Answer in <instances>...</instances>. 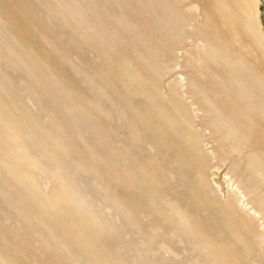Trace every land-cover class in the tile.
Here are the masks:
<instances>
[{
  "label": "rangeland",
  "instance_id": "374dc122",
  "mask_svg": "<svg viewBox=\"0 0 264 264\" xmlns=\"http://www.w3.org/2000/svg\"><path fill=\"white\" fill-rule=\"evenodd\" d=\"M209 1L0 0V121L21 133L25 126L29 137L21 143L28 157L12 162L0 124L5 264H224L227 257L264 264V187L256 162L247 163L256 150L264 168V134L238 130L231 119L239 92L264 131V51L250 9L238 11L237 0L228 1L238 33L232 41L221 36L236 55L208 45L213 31L226 34ZM48 139L60 144L53 155L67 170L82 165L79 192L69 199L87 192L85 204L98 214L81 246L69 240L76 228L64 212L68 200L60 213L39 205L54 197L59 178L44 155ZM29 160L37 168L25 169L21 181H38L37 204L2 171ZM136 165L159 175L160 193ZM133 166L128 187L123 170L134 173ZM169 204L190 212L193 232L178 238ZM201 230L206 235L196 237Z\"/></svg>",
  "mask_w": 264,
  "mask_h": 264
},
{
  "label": "bare ground",
  "instance_id": "6f19581e",
  "mask_svg": "<svg viewBox=\"0 0 264 264\" xmlns=\"http://www.w3.org/2000/svg\"><path fill=\"white\" fill-rule=\"evenodd\" d=\"M230 1V0H229ZM229 1L228 0H210L209 1V8L211 9L210 11H209V13L210 14H213V16L215 17V18H213V19H215L214 20V23L215 22H217V24L218 25H220L222 28H224L225 29V33L226 34H224V33H221V31H220V29H217L218 31H213V33H212V35H211V37H209V41L207 42L208 43V45H211V46H213V47H215V48H217V49H219V51H222L223 53H225V55H227V56H232V55H236V54H234V49H231V47L229 48V44H228V42L226 41V42H224V43H222V39H221V36H225V37H229V39H231L232 38V35H231V33H233L234 32V29L237 31V29L235 28L236 27V25H234V13H235V10H234V8H233V5H232V2L231 3H229ZM242 4V5H241ZM237 7H238V11L239 10H242V12H243V14H246V11L247 10H244V9H250L249 10V12H250V16H251V19H252V22H253V24H254V26H255V29H256V35H257V38H258V40H259V42H260V45H261V49L264 51V33H263V26H262V23H261V18H260V7H261V2H260V0H237ZM241 5V9H239V6ZM194 8H196V6L195 5H189L186 9L188 10V9H194ZM237 9V8H236ZM189 11V10H188ZM234 12V13H233ZM242 15V14H241ZM246 15H248V13L246 14ZM206 16H207V14H206ZM208 17V16H207ZM242 17V16H241ZM243 17H244V15H243ZM236 21H237V19H236ZM203 23V22H202ZM249 23V22H248ZM243 24V23H242ZM214 26H215V24H214ZM237 33H238V31H237ZM234 34V33H233ZM238 36V35H237ZM239 37V36H238ZM237 37V38H238ZM241 37V36H240ZM233 39V38H232ZM232 39H231V41H232ZM241 39V38H240ZM240 39H239V41H240ZM227 40H228V38H227ZM238 40V39H237ZM240 43V42H239ZM231 44V43H230ZM236 44V43H235ZM223 45V46H222ZM237 46H238V44H236ZM235 45V46H236ZM242 45H243V43H242ZM252 45V44H251ZM240 47H241V43H240ZM201 48H203V47H201ZM242 49V48H241ZM244 49V48H243ZM209 50V49H208ZM244 51V50H243ZM247 53V52H246ZM216 56H217V54H216ZM214 57V56H213ZM263 58V57H262ZM197 59H199V58H197ZM206 60V59H205ZM259 60V59H258ZM217 61V60H216ZM226 62H228V61H226ZM201 63V62H200ZM257 64V63H256ZM262 64V63H261ZM226 65H229V63L228 64H226ZM255 65V64H254ZM248 68V67H247ZM204 69V68H203ZM246 71V70H245ZM252 75V74H251ZM257 77V76H256ZM258 78V77H257ZM257 78H256V80H257ZM218 80V79H217ZM255 80V81H256ZM249 81H251V80H249ZM253 81V80H252ZM260 81V80H259ZM226 82V81H225ZM249 83V82H248ZM252 85V84H251ZM259 85V84H258ZM263 85V84H262ZM231 87V86H230ZM239 87V86H238ZM237 87V88H238ZM258 87V86H257ZM233 88V87H232ZM240 88V87H239ZM238 88V89H239ZM241 88H243V87H241ZM241 90V89H240ZM247 90V89H246ZM129 92V91H128ZM243 92V91H242ZM246 95H241L239 92H238V96L236 97V98H234L235 99V102L234 101H232V102H234L237 106H236V110H233V111H231L232 112V114H231V119L233 120V122H234V124H236V126H237V128H238V130H243L244 129V127L246 126V130L248 129V131H250V133H252V130H258L259 129V131L257 132V134H258V136H260L261 134H264V131L263 130H261V125L259 124V121L261 122V119H260V116H257L256 117V115H255V110H254V112L252 113L251 111V108H252V106L254 105H252L251 103H250V99L247 97H245ZM131 97V96H130ZM254 97V96H253ZM132 98H133V96H132ZM257 98V97H256ZM126 99V98H125ZM247 99H249V100H247ZM252 100V99H251ZM256 101H258L257 99H255ZM126 101V100H125ZM256 101H255V103H256ZM258 103H259V101H258ZM261 106V105H260ZM258 107V106H257ZM128 108V110H129V108H130V106L129 107H127ZM261 108V107H260ZM126 109V108H125ZM134 109V108H133ZM133 109L131 108V110H132V112H133ZM158 109V108H157ZM145 110V109H144ZM148 111V110H147ZM158 111H159V109H158ZM257 111V110H256ZM259 111V110H258ZM70 112V111H69ZM128 112V111H127ZM7 113V112H6ZM6 113H5V115H6ZM68 113V112H67ZM8 114V113H7ZM259 114V113H258ZM255 115V116H254ZM264 114H262V116H263ZM126 116V115H125ZM145 116V115H144ZM141 116L140 117V120H141V122L143 121L144 122V120L145 121H147V117L145 116ZM127 118H129V117H127ZM262 118V117H261ZM133 119V118H132ZM0 120H1V118H0ZM131 121V120H130ZM159 121L161 122L160 124H162L163 122H162V117H161V119L159 118ZM262 121H264V116H263V119H262ZM128 123H129V121H128ZM153 123V122H152ZM166 123V122H165ZM0 124H1V126H2V128H3V130H4V134H5V140H7V141H9V144H10V149L8 150V152L7 153H9V156H8V158L10 159V161H12V162H16L17 160L19 161V159H20V157L22 156V158L23 157H28V155H26L27 153H26V148H25V146L24 145H22L21 143H24V141H26V139H28L29 137H27L28 136V134H26V127L25 126H23L25 129H23V132L21 133V130L20 129H18V128H16V127H12V126H10V125H8V124H4V125H2V123H1V121H0ZM160 124H159V122H158V127L160 128ZM256 124V125H255ZM132 125V124H131ZM167 125H168V122H167ZM253 125H255V127L253 126ZM260 125V126H259ZM263 125V124H262ZM16 126V125H15ZM126 126H128V125H126ZM134 126V125H133ZM22 127V128H23ZM257 127H258V129H257ZM129 128V127H128ZM134 128V130H135V127H133ZM140 128V127H139ZM126 129H127V127H126ZM160 129H162V128H160ZM128 130L129 129H127V133L129 134V132H130V130H129V132H128ZM134 130H132V134H135V131ZM133 131H134V133H133ZM142 131V130H141ZM161 132H162V130H160ZM231 131H234V130H232L231 129ZM137 133H138V131H136ZM141 133V132H140ZM231 133V132H230ZM162 134V133H161ZM163 134H165L164 132H163ZM138 135V134H137ZM142 135V134H141ZM153 135V134H152ZM236 135V134H235ZM29 136H30V134H29ZM134 136H136V135H133L132 137H134ZM258 136H256V138H258ZM129 137H130V135H129ZM129 137L127 138V139H129ZM132 137H131V140H133L132 139ZM135 138V137H134ZM142 138V137H141ZM136 139H137V137H136ZM49 140V149L46 147V145H43L42 147L44 148V155H46L47 157H50L51 159V162H53V165H54V170H53V175L54 176H56V178L59 176V178H58V180H57V191L55 192V195H54V197H52V199H51V201L50 202H44V204H39L40 206H47L48 207V209L51 211V212H53L54 210H55V212H57L58 210V213H60L62 210H64L63 209V207H64V201L65 200H68L69 201V207H68V209L67 210H64V212L69 216V220H68V223H69V225L70 226H74L75 228H76V236H74V234L73 233H70V235H69V240L70 241H72V242H74L77 246H79L81 243H84L85 242V239H84V236L83 235H85V231H89L88 230V228L87 227H89L88 225H92V224H94V222H95V220L94 219H96L97 218V216H98V214L95 212V210H94V208H92V207H88V205L87 204H85V198H86V194H87V192L86 193H82V194H80L79 195V198H77V196H76V198H74V200H70L69 198L70 197H72V196H75V195H77V193L79 192V187H78V185L80 184V183H82V178H80L79 176H78V174H80V175H82V174H84V172L81 174V172L83 171V169H82V165L79 167V165H77L74 169H71V170H67V168L65 167V166H63L62 164L63 163H59V161H58V159L56 158V155H53L54 153L53 152H58L59 153V149H60V144H56V143H53V141L52 140H50V139H48ZM129 141V140H128ZM145 141V140H144ZM143 140H142V142H144ZM134 142V141H133ZM135 142H136V140H135ZM138 144H139V142H137ZM161 144V143H160ZM180 144V143H179ZM259 144V143H258ZM133 145H134V143H133ZM133 145H131L130 147H132V148H134V146ZM146 145H148V144H146ZM136 147V146H135ZM137 147H138V145H137ZM144 147V146H143ZM130 150V149H129ZM135 150V149H134ZM137 150H138V148H137ZM181 150V149H180ZM182 151V150H181ZM248 151V150H247ZM61 152V151H60ZM178 152V151H177ZM129 153H130V151H129ZM129 153L126 151V154L124 155L125 157H126V155L128 156L129 155ZM140 153V152H139ZM138 154V153H137ZM149 154H150V150H149ZM183 155V154H182ZM248 160H247V163H248V165H250V163H254V162H256V166H254L253 165V167H255L254 168V174H255V176L257 177V178H259L260 179V177H262L261 178V183H262V185H263V187H264V173H263V169H262V167H263V165H262V162H261V160H263V158H261L260 157V155H259V152H257L256 150L255 151H249L248 152ZM45 156V157H46ZM244 156H246V155H244ZM46 157V158H47ZM125 160V159H124ZM126 160H127V157H126ZM134 160H135V158H134ZM246 160V159H245ZM47 161H48V158H47ZM147 161V160H146ZM132 162V161H131ZM139 162H142V161H139ZM144 162V161H143ZM142 162V163H143ZM184 162H185V160H184ZM123 163H125V162H123ZM126 163H127V161H126ZM129 163V162H128ZM132 163H134V166H135V161H133ZM148 163V161L146 162V164ZM130 164V163H129ZM149 164H150V162H149ZM152 164H154V163H152ZM37 162H32L31 160H29L28 162H27V164H26V166L24 167V168H21V167H17L15 164H5L4 165V169L2 170L3 171V174L5 175V176H11V177H13L17 182H18V184H19V187L21 188V192H23L22 193V195L25 193V192H27L28 193V201H34L33 203L34 204H37L38 203V196L40 195H42L43 194V192H41L40 190H42V189H40L39 187H38V181L36 180V179H33L31 182H30V184H28L26 187H27V189H26V187H25V185H24V183H23V181H21V179H22V177L24 176L23 174L26 172L25 171V169L26 170H30V169H34V168H37ZM123 165H125V164H123ZM128 165V164H127ZM133 165V164H132ZM139 165V164H138ZM138 165H136L137 167H138ZM155 165V164H154ZM129 166V165H128ZM134 166H133V168H132V171L134 172V173H131L130 171H131V168L130 167H132L131 165L129 166V168H130V171H129V169H127V170H123V172L126 174V186H128V187H130L131 186V182L136 178V177H134L133 176V180H132V175L133 174H135V170L137 171V169H135V170H133L134 169ZM147 166V165H146ZM149 166V165H148ZM152 166V165H151ZM159 166V165H158ZM145 166H141V168L140 167H138V168H140V169H142V171H144L145 172V174H146V176H147V178H149L150 177V179H151V181L154 183H157L156 181L157 180H155L157 177V179H159V175H155L154 174V172H149V173H146L147 171H145L144 169H146V167L144 168ZM250 167V166H249ZM248 167V168H249ZM252 167V168H253ZM79 168H81V169H78ZM124 168V167H123ZM155 168V167H154ZM158 168V167H157ZM150 169V168H149ZM148 169V170H149ZM82 170V171H81ZM147 170V169H146ZM154 170V169H153ZM152 170V171H153ZM162 170V169H161ZM161 170H160V172H161ZM62 171H68V172H65L63 175H61L60 173L62 172ZM85 171V170H84ZM150 171V170H149ZM163 171V170H162ZM137 174L136 175H138V173L139 172H136ZM157 173V172H156ZM60 174V175H59ZM132 174V175H131ZM22 175V176H21ZM141 175V174H140ZM162 175V174H161ZM84 176V175H83ZM137 178H138V180H139V177L137 176ZM141 178V177H140ZM164 178V177H163ZM38 179V178H37ZM39 180L41 181L42 179L41 178H39ZM132 180V181H131ZM137 181V180H136ZM134 183H135V181H133ZM138 182V181H137ZM29 183V182H28ZM40 183V182H39ZM141 183V182H140ZM41 184V183H40ZM162 183H160V185H158V183H157V192L158 191H160V190H162V188H164L166 185L163 183V185H161ZM42 185H44L43 183H42ZM138 185H140L139 183H138ZM165 185V186H164ZM45 186V185H44ZM44 186H43V188H44ZM135 186H137V185H135ZM134 186H132V188H133ZM138 187V186H137ZM135 188V187H134ZM133 188V189H134ZM33 189H34V191H33ZM137 189V193H139V190H138V188H136ZM27 190H30V191H27ZM156 190V189H155ZM163 190H165V189H163ZM156 191H155V193H157ZM39 193V194H38ZM158 193H160V192H158ZM162 194H164V193H162ZM36 196H37V198H36ZM156 197V196H155ZM158 197H160V196H158ZM163 196H161V198H162ZM169 198H171V197H169ZM154 199V198H153ZM50 199H48V201H49ZM157 201H160L161 202V200H157ZM156 201H154V206H156L158 203H155ZM10 203V202H9ZM13 202H11V204H12ZM27 203V202H26ZM10 204V205H11ZM175 204V203H174ZM13 205V204H12ZM170 205V204H169ZM169 205H167V206H169ZM183 207V206H182ZM13 208H14V206H13ZM165 208V207H164ZM15 209V208H14ZM183 208H180V207H177L176 205H170V214H167V218L169 219V221H170V219H171V221L173 220V222L174 223H171V224H173L174 226H172L171 228H173L174 229V227H175V232H177L178 234H177V236L179 235V236H183V237H185V235H186V233L188 232V231H192L193 230V227L195 226L194 224H195V221H196V219L194 218V217H192V215L190 214V212H189V214L187 213V211H184V210H182ZM16 210V209H15ZM167 211H168V209H167ZM166 211V212H167ZM258 211V210H257ZM157 212V211H156ZM259 213V212H258ZM230 214V213H229ZM233 214V213H232ZM260 214V213H259ZM66 215V216H67ZM129 215V214H128ZM127 215V216H128ZM169 215V216H168ZM262 214H260V216H261ZM171 216V217H170ZM196 217H197V215H195ZM131 222V221H130ZM127 223H128V221H127ZM168 223H170V222H168ZM128 224H130V226H131V224L132 223H128ZM94 227V229H93V231L94 232H97V231H99L100 229L99 228H97V226H93ZM131 228V227H130ZM54 229H55V227H54ZM172 229V230H173ZM204 231H205V229H203ZM203 230H201V231H198L197 233H196V237H203L202 235H206V232L204 233L203 232ZM55 231H57V229H55ZM58 231H59V229H58ZM170 232V231H169ZM193 232V231H192ZM55 233V232H54ZM171 233V232H170ZM51 235V234H50ZM49 235V236H50ZM58 235V234H57ZM175 236V235H174ZM179 236H178V238H179ZM57 237V236H56ZM181 238V237H180ZM192 238V237H191ZM198 239V238H197ZM202 239V238H201ZM204 239H205V237H204ZM68 240V239H67ZM46 241V240H45ZM44 241V242H45ZM54 242V241H53ZM43 243V242H42ZM87 243V242H86ZM81 246V245H80ZM60 247V246H59ZM93 247V246H92ZM207 250V252H213L214 251V249H212V248H208V249H206ZM205 252V251H204ZM5 258V257H4ZM3 259V258H2ZM231 261L229 260V258L227 257V259L226 260H224V264H234L233 263V260H232V263H230ZM0 264H5V261L4 260H1V258H0ZM6 264H8L7 262H6Z\"/></svg>",
  "mask_w": 264,
  "mask_h": 264
},
{
  "label": "water",
  "instance_id": "95a60500",
  "mask_svg": "<svg viewBox=\"0 0 264 264\" xmlns=\"http://www.w3.org/2000/svg\"><path fill=\"white\" fill-rule=\"evenodd\" d=\"M261 2V7H260V18H261V23L263 26V33H264V0H260Z\"/></svg>",
  "mask_w": 264,
  "mask_h": 264
}]
</instances>
